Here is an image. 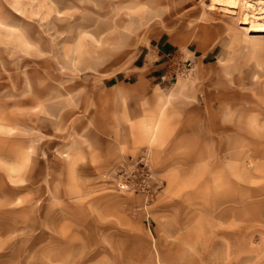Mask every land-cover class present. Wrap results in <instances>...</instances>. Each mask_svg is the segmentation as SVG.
I'll return each instance as SVG.
<instances>
[{"label":"rangeland","instance_id":"374dc122","mask_svg":"<svg viewBox=\"0 0 264 264\" xmlns=\"http://www.w3.org/2000/svg\"><path fill=\"white\" fill-rule=\"evenodd\" d=\"M248 1L0 0V264H264ZM167 39L219 53L115 92L121 134L89 133L80 99L113 96L104 77Z\"/></svg>","mask_w":264,"mask_h":264},{"label":"crops","instance_id":"0c3cea01","mask_svg":"<svg viewBox=\"0 0 264 264\" xmlns=\"http://www.w3.org/2000/svg\"><path fill=\"white\" fill-rule=\"evenodd\" d=\"M218 53L219 51H212L207 45L201 46L197 43H189L176 48L169 39L152 51H138L131 67H119L102 80L101 87L105 90L104 93L112 92L113 96L105 94L98 96L94 93L93 101H90L89 97H86L85 100L80 99L79 110L81 113L86 115L87 120L92 117L96 119L95 124L89 122L88 126L92 127L91 129L88 127L89 133L90 130H95L94 133L104 136L121 134L125 117L122 116V96L114 95L115 92L119 90L126 92L133 87V84L138 87L143 85L146 88L152 87V84L146 83L147 80L152 81V78L155 77L168 79L173 73L181 70L186 63L191 64L193 69H199L210 63L211 58L217 56ZM91 83L89 81V84ZM71 110L73 111V109Z\"/></svg>","mask_w":264,"mask_h":264},{"label":"bare ground","instance_id":"6f19581e","mask_svg":"<svg viewBox=\"0 0 264 264\" xmlns=\"http://www.w3.org/2000/svg\"><path fill=\"white\" fill-rule=\"evenodd\" d=\"M246 2H247L248 4H251L248 0H246ZM248 4H247V5H248ZM244 19H245V21H244V20H243V21L246 22L247 19H246V18H244ZM253 21H254V20H253ZM251 22H252V21H251ZM260 23H261V22H260ZM256 26H257V25H256ZM257 27H258L259 29H264V23H261V24L258 25ZM258 28H257V29H258ZM250 29H251V28H250ZM255 30H256V29H255Z\"/></svg>","mask_w":264,"mask_h":264}]
</instances>
